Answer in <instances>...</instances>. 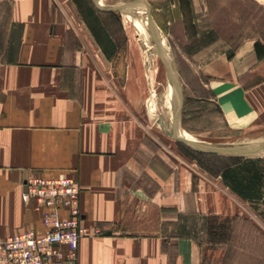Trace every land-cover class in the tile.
Listing matches in <instances>:
<instances>
[{"label":"crops","instance_id":"0c3cea01","mask_svg":"<svg viewBox=\"0 0 264 264\" xmlns=\"http://www.w3.org/2000/svg\"><path fill=\"white\" fill-rule=\"evenodd\" d=\"M75 32L51 0H0V238L45 230L42 211L22 199L25 178L69 175L80 185L87 233L63 264H203L205 257L212 264L215 254L222 263L223 250L204 252L170 223L161 229L176 199L160 182L150 188L134 179L142 131L114 108L109 77L82 53ZM258 41L243 40L214 81L226 120L255 121L264 106V84L251 82L264 63Z\"/></svg>","mask_w":264,"mask_h":264},{"label":"rangeland","instance_id":"374dc122","mask_svg":"<svg viewBox=\"0 0 264 264\" xmlns=\"http://www.w3.org/2000/svg\"><path fill=\"white\" fill-rule=\"evenodd\" d=\"M104 1L51 0L59 18L75 28L82 53L109 77L114 108L142 131L134 179L150 188L160 182L176 199V210H166L161 229L170 223L178 234H191L204 252L223 250L222 263L215 254L212 264H264V106L255 121L226 120L213 93L214 81L223 79L225 62L243 40L260 38L255 45L264 53L262 0H134L142 9L134 13L151 20L166 48L153 69L146 56L152 58L154 47L145 54L146 44L142 38L136 42L131 22L118 9L99 8L128 0ZM258 72L252 84H264V63ZM179 127L200 146L245 154L196 150L168 135L172 130L183 138ZM203 264H211L208 257Z\"/></svg>","mask_w":264,"mask_h":264},{"label":"built area","instance_id":"2783aa9c","mask_svg":"<svg viewBox=\"0 0 264 264\" xmlns=\"http://www.w3.org/2000/svg\"><path fill=\"white\" fill-rule=\"evenodd\" d=\"M22 186L23 201L42 211L45 230L1 237L0 264H63L74 258L79 239L87 233L80 218L79 182L69 175L29 176Z\"/></svg>","mask_w":264,"mask_h":264},{"label":"bare ground","instance_id":"6f19581e","mask_svg":"<svg viewBox=\"0 0 264 264\" xmlns=\"http://www.w3.org/2000/svg\"><path fill=\"white\" fill-rule=\"evenodd\" d=\"M101 1H104V0H101ZM114 6H122L123 7V9H121L119 11L124 16V19L128 22H131L132 26L134 27L136 42L138 43V40L142 38L143 42L146 44V49L143 48L144 53L148 55L149 54L148 50L151 48V46L154 47L153 48L154 51H152V52H154V55H152V58H148L146 56V60L148 61V64H150L152 66V69H153L154 68V62H155L154 60L158 59V61H159L160 55L163 52L166 53V51H165L166 48L164 49L162 40L158 39L159 41L157 40V42H153L151 40L150 32L147 29V26L149 23L151 24V30H152L153 35L155 36L156 39L158 38L156 35V30L154 29V26H152L151 20L146 15H144L143 20H142L140 16H138L136 13H134V12H140V13L142 12V9L135 3L134 0L122 1V2L117 3ZM148 85H150V84H148ZM173 124H174V121H172V118H170L169 126L171 127ZM177 130H178L177 132H179V134L184 139L191 141L192 145H197L196 139L191 134H189V133H187V132H185L179 128ZM208 148H211V147L208 146ZM258 155H260V154H258Z\"/></svg>","mask_w":264,"mask_h":264},{"label":"water","instance_id":"95a60500","mask_svg":"<svg viewBox=\"0 0 264 264\" xmlns=\"http://www.w3.org/2000/svg\"><path fill=\"white\" fill-rule=\"evenodd\" d=\"M147 5V8H149L148 4ZM98 6V5H97ZM103 10H110V9H118V10H121L123 9L122 6H114V7H109V8H102V7H99ZM147 29L149 30L150 32V38L153 42H157L158 38L156 39L155 36L153 35L152 33V30H151V24L149 23L148 26H147ZM169 70V69H168ZM169 75H170V78L172 80V83L174 85V87L176 88V90H179V85H178V81H177V78L175 76V74L169 70ZM160 121V120H159ZM168 135L176 138L177 140H180L186 144H188L189 146L192 147V142L191 141H188L184 138H181V137H177L173 134L172 130L171 131H168ZM192 148H195L196 150H199V151H206V152H213V153H218V154H228V155H241V154H245V152H240V151H233V150H230V149H227V148H223V147H219V148H207V147H203V146H200V148H198L197 146H193ZM259 152L258 150H252L250 151L249 153L250 154H254V153H257Z\"/></svg>","mask_w":264,"mask_h":264}]
</instances>
